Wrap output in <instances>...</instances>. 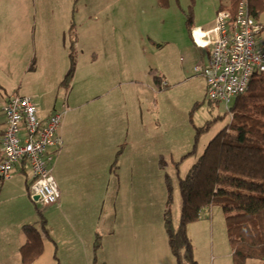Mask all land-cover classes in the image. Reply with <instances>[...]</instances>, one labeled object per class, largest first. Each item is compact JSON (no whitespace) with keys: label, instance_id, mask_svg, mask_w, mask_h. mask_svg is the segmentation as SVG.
Listing matches in <instances>:
<instances>
[{"label":"rangeland","instance_id":"rangeland-1","mask_svg":"<svg viewBox=\"0 0 264 264\" xmlns=\"http://www.w3.org/2000/svg\"><path fill=\"white\" fill-rule=\"evenodd\" d=\"M232 1L167 0L163 5L159 0H0V24L8 27L0 29V46L22 39L26 47L36 53L38 47L32 45L37 40L35 36L43 25L42 20L50 23L52 40L61 38V26L66 22L75 28L73 33L65 32L67 42L73 35L77 40V33L82 36L74 47L77 60L70 85H61L52 92L42 89L40 94L44 103L50 104L54 98L58 99L57 110L62 111L66 106L65 117L70 123L73 121V125L83 127L82 131L89 129V126H82L84 123L92 121L90 125L95 124L98 117L119 120L124 114L126 119L129 117L133 123L136 122L137 131L133 136L129 134L130 141L124 137L125 130L121 127H118V135L112 136L115 143H121L119 149L129 141L117 166L120 160H124L127 166L130 161L143 163V175L134 176V182L142 179L140 182L147 190L143 191L146 202L144 215L140 214L143 220L138 224L134 220L132 229L127 230L130 240L134 235L133 248L144 249L143 259L136 257L139 264H169L170 260L176 264L164 222L169 190L172 193L173 223L177 226L181 208L180 177L186 176L197 155L232 119L223 103H210L206 97V80L195 72V66L205 64L208 54L206 49L195 44L190 32L195 26L210 28L212 25L208 22L215 16L217 8ZM20 10L25 11V16L20 17L21 24L26 25L23 33L16 28ZM188 19H192L191 27L187 24ZM259 19L264 24V13ZM259 37L260 46L264 47V30ZM157 76L161 77V83L156 82ZM32 85L31 82L28 86ZM197 103L200 105L196 106ZM220 116L224 118L213 122L209 131L200 135L197 155L184 158L194 148L198 128ZM139 134V138H134ZM81 157V151L67 155V170L54 166L55 157L53 175L60 188L61 177L65 180L67 175L68 183L77 181V186L85 184L77 179V169L84 166ZM115 159L116 155L112 163ZM112 171L114 174L116 170ZM19 172L13 179L4 180L12 191L9 193L7 188V194H3L0 203V260L4 252L13 254L15 247L12 248V243L16 242L19 228L25 223L39 225L40 216L47 220L52 237L54 235L59 240L62 228H68L66 219L77 224L79 216H82L85 223L77 224L75 228H85L88 223L87 219L84 220L88 216V207L81 205L85 199L82 191H78L77 196L69 193L71 203L63 210L34 200L33 195L27 196L26 200L20 193L23 188L26 190L27 177ZM111 178V184L115 183V178ZM93 193L96 194V204L105 200L103 189H95ZM100 194L102 198L99 200ZM78 196L83 199H78ZM113 197L114 193L108 195V200ZM104 204L103 209L106 208ZM131 209L134 216L142 211L138 205ZM131 209L119 210L118 216H128ZM99 214L98 209L93 216ZM5 229L13 235L5 236L2 232ZM188 233L198 264H234L233 248L220 206L212 207L208 215L191 223ZM135 237L142 238V245L141 238ZM49 250V256L43 255L37 264L54 261L52 248ZM4 259L5 264H17L14 255ZM121 259L126 258L117 256L115 264H120Z\"/></svg>","mask_w":264,"mask_h":264},{"label":"crops","instance_id":"crops-1","mask_svg":"<svg viewBox=\"0 0 264 264\" xmlns=\"http://www.w3.org/2000/svg\"><path fill=\"white\" fill-rule=\"evenodd\" d=\"M222 5L224 6L226 4H221L217 8L216 13ZM18 12L17 17H19V19L17 20L18 23L16 24V28L23 33V31L26 30V25L21 24L22 18L20 17L25 16V11L20 10ZM73 16L74 14L72 13V17ZM215 16L208 24L214 25ZM62 22H65L64 18ZM42 23L43 25H41L38 30L39 34L35 36L37 40H34L32 45L34 47V44H36L38 47L36 53H34V51L31 52V49L26 47V42H23L22 39L18 40V42L8 41L2 45L3 47L0 46V161L3 157L2 136L6 127V117L3 111L5 103L14 95H26L34 100L41 117L46 118L55 111H58V99L55 100L54 98L55 101L53 100L50 104H46L41 98L42 94H40V91L44 89L45 92H52L61 86V82L70 68V53L71 49H73L72 43H74L75 47L76 44L80 42L78 39L82 38V36L80 37L77 33V40L73 39V37L75 38V35H73V37H70L71 40L67 42L65 32L73 33V31H71L73 25L66 22L65 25L61 26L63 30L61 32V38L58 37L52 40L49 35L52 30L51 26L48 25L50 23H47L46 20H42ZM211 27L208 29H204L202 26L193 27L190 32L194 41L193 30L199 29L198 31H206L210 30ZM5 28L8 27L0 24V29ZM24 35L25 34H23V36ZM195 44L201 49H206L208 54L207 48L201 47L196 41ZM75 58L77 60L76 56ZM26 79L28 80L26 81ZM31 82L34 85L29 87L28 85ZM55 97H58V95L56 94ZM64 106L63 104L62 108ZM62 111L64 112V116L59 133L64 140V144L56 154L54 166L67 170L66 156L81 151L82 157L80 161H82L84 166L77 169V179L85 184L77 186V181L67 182L68 175L65 180L64 177H61L60 191H62L60 201L58 204L53 205L63 210L65 208L64 206H68L69 203H71L69 202V193L77 196V192L82 191L85 199L82 201L81 205L88 207V216L84 219H87L88 223L85 225V228H75L74 226H77V224L80 225L85 223L83 222V217L79 216V223L77 222V224H73L71 219L70 224L69 220L66 219L68 228H62L61 240L54 235L52 237L53 240L45 238L44 253L33 264H37L42 259L43 255H47L48 252L50 253L51 250H49V248H52V256L54 258V261L51 260L50 264H94L95 255L96 264H115L116 257L121 255L126 259H121L120 264H129V262L131 264H139L140 260L136 257L139 256L143 259L144 249L140 248V250H138L137 248H133L134 235L132 236L133 240H130L127 230L132 229L134 220L135 224L143 220L141 215H144L145 209H143V205L146 204L143 197V191L145 189L143 188L142 182H140L142 179H138L134 182L135 175H143V163L134 164V161H130L129 166H127L124 165V160H120L115 169L119 171V173L115 171L113 174L111 170L112 161L121 144L115 143L116 139H114L112 135H118V127H121L125 130L124 137L128 138L130 141V136H133L137 131L136 122L133 123L129 117L126 119L123 116L124 114L121 115V119L119 120L107 118L102 120V118L98 117V119L95 120V124L90 125L92 121L84 123L82 126H84V128L85 126H89V129L82 131L81 129L83 127L81 128V126L78 127L77 125H73V121L70 123L69 119L65 117L67 112L66 106ZM139 137L140 134L134 138ZM129 141L122 145L123 150L125 148L124 146L129 144ZM124 159L126 160V158ZM18 171L21 172L20 167H16L14 174L8 179L11 180L18 175ZM111 177L115 178V183L113 184H111L113 180ZM95 178L99 180L97 181ZM8 179L0 178V203L2 202L3 194H7L6 189L9 188V193L12 191L10 185L4 181ZM25 186L26 190L23 188L20 194L21 197L27 200V196L30 195L27 190V183ZM95 189L98 191H101V189L104 190L103 196L105 200H108V195H112L113 193L114 197L113 199H109L107 204H104L105 200L96 204V194L93 193ZM145 191L147 192V190ZM100 198H102L101 194L99 195V200ZM78 199L83 198L78 196ZM72 203L74 204V202ZM103 204L106 205L105 209H103ZM133 205H138V209L142 210L137 216L133 215V210L131 209ZM74 206L76 207L78 205ZM98 206L99 208H96ZM121 208L123 210L126 208L131 209L129 215L123 216L120 214V216H118L119 210L122 211ZM98 209L100 210V214L93 216L97 213ZM19 225L22 224L20 223ZM2 232L5 236L13 235V233L9 231L6 232V229ZM16 235V242L12 243V248L15 247V249L12 250L13 254L4 252V254L1 255L2 259L0 260V264H5L4 258L10 255H14L17 264H21L20 248L26 242V236L22 232V226L19 228V231L16 232ZM98 235L101 236V246L95 250L94 244ZM140 238L141 237H135V239ZM140 240V245H142V238ZM55 253L58 259L54 257ZM100 256L104 258L100 259ZM169 264H173V261L170 260Z\"/></svg>","mask_w":264,"mask_h":264},{"label":"trees","instance_id":"trees-1","mask_svg":"<svg viewBox=\"0 0 264 264\" xmlns=\"http://www.w3.org/2000/svg\"><path fill=\"white\" fill-rule=\"evenodd\" d=\"M159 1L163 5L167 3V0ZM248 4L252 15L260 21L264 13V0H248ZM191 23L192 19H188L189 27ZM73 29L74 25L71 31ZM263 30L262 23L261 32ZM72 45L70 68L61 82L66 87L70 85L75 72L74 43ZM160 78L156 77L157 83L162 82ZM230 109L232 119L208 142L203 152L197 155L200 135L209 131L213 122L224 116L199 127L193 150L184 155V158L197 155V159L186 176L180 177L181 209L177 226L173 223L170 208L172 193L169 190L164 222L170 250L177 264H198L188 227L200 217L208 215L214 206H220L225 215L229 242L233 248V263L264 264V71L252 77L246 93L232 99ZM122 150L123 147L116 154L111 170L116 169ZM58 151L54 154L52 168ZM20 169L26 175L25 166L22 165ZM26 183L31 197L27 179ZM22 232L26 242L20 248L21 264H33L44 253L45 238L53 240L47 220L40 216L39 225L26 223L22 225ZM100 246L101 236L98 235L95 250ZM54 255L58 259L56 253ZM95 261L96 255L94 264Z\"/></svg>","mask_w":264,"mask_h":264},{"label":"built area","instance_id":"built-area-1","mask_svg":"<svg viewBox=\"0 0 264 264\" xmlns=\"http://www.w3.org/2000/svg\"><path fill=\"white\" fill-rule=\"evenodd\" d=\"M193 30L197 44L208 49V62L195 67L206 80V95L223 103L246 93L252 77L264 71V47L260 46L262 23L249 9L248 0H234L220 8L210 30ZM7 125L3 134L0 178H11L16 167L26 168L29 192L45 205L61 197L51 166L64 144L59 133L63 111L43 118L29 96L14 95L5 103Z\"/></svg>","mask_w":264,"mask_h":264},{"label":"water","instance_id":"water-1","mask_svg":"<svg viewBox=\"0 0 264 264\" xmlns=\"http://www.w3.org/2000/svg\"><path fill=\"white\" fill-rule=\"evenodd\" d=\"M33 199H34V200H39L38 195L33 196Z\"/></svg>","mask_w":264,"mask_h":264}]
</instances>
